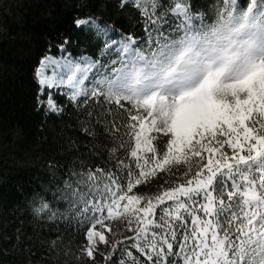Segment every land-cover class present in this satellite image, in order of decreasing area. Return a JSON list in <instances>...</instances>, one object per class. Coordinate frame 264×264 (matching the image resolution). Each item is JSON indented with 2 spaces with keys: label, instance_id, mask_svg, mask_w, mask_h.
Returning a JSON list of instances; mask_svg holds the SVG:
<instances>
[{
  "label": "snow or ice",
  "instance_id": "obj_1",
  "mask_svg": "<svg viewBox=\"0 0 264 264\" xmlns=\"http://www.w3.org/2000/svg\"><path fill=\"white\" fill-rule=\"evenodd\" d=\"M72 25L86 48L47 41L33 106L83 139L0 193V264H264V0H89Z\"/></svg>",
  "mask_w": 264,
  "mask_h": 264
},
{
  "label": "trees",
  "instance_id": "obj_2",
  "mask_svg": "<svg viewBox=\"0 0 264 264\" xmlns=\"http://www.w3.org/2000/svg\"><path fill=\"white\" fill-rule=\"evenodd\" d=\"M88 3L89 0H0V176L7 177V183H0V193L10 198L18 186H28L41 177L50 161L66 163L73 154L69 142L83 139L74 111L67 112L63 119L46 118L36 111L32 66L47 41L58 43L64 34L72 39V55L81 54L86 48V33L72 25V18L80 14L81 5ZM9 5L11 14L6 11ZM53 54L60 55L55 48ZM53 98L58 104H64L66 99L59 91ZM9 220L11 231L17 225L10 217ZM60 230L66 241L82 240L83 233L75 224L61 225Z\"/></svg>",
  "mask_w": 264,
  "mask_h": 264
}]
</instances>
